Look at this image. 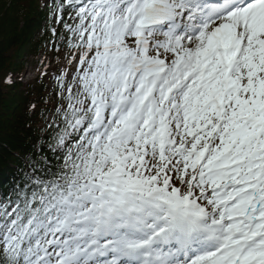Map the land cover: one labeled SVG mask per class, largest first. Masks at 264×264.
I'll use <instances>...</instances> for the list:
<instances>
[{
  "label": "snow or ice",
  "instance_id": "snow-or-ice-1",
  "mask_svg": "<svg viewBox=\"0 0 264 264\" xmlns=\"http://www.w3.org/2000/svg\"><path fill=\"white\" fill-rule=\"evenodd\" d=\"M43 7L67 67L0 264H264V0Z\"/></svg>",
  "mask_w": 264,
  "mask_h": 264
},
{
  "label": "trees",
  "instance_id": "trees-1",
  "mask_svg": "<svg viewBox=\"0 0 264 264\" xmlns=\"http://www.w3.org/2000/svg\"><path fill=\"white\" fill-rule=\"evenodd\" d=\"M32 3V0H0V87L5 73L21 70L22 55L40 47V42H31L40 27V14ZM5 88L8 93L0 90V164L8 168V159L15 149L24 150L23 137L28 135L23 129L28 123L18 117V112L24 113V106L34 99V94L24 97L16 86Z\"/></svg>",
  "mask_w": 264,
  "mask_h": 264
},
{
  "label": "bare ground",
  "instance_id": "bare-ground-1",
  "mask_svg": "<svg viewBox=\"0 0 264 264\" xmlns=\"http://www.w3.org/2000/svg\"><path fill=\"white\" fill-rule=\"evenodd\" d=\"M29 58H31L29 56V53H25L24 55H22V58L20 60V65L21 63H23V67H21L22 70L26 69V66L28 63H30L32 61L29 62ZM15 80V83L17 85H19V80L18 77L15 73L13 72H8ZM5 90L7 92V89L5 87H0V90ZM1 90V91H2ZM33 104L36 105V108L33 109V111L31 113H23L20 114V112H18V117L20 119H23L25 122H27L28 124L26 125V128L23 129L24 132H26V134L28 136H24V142L25 144H22L21 142H19V145H21V147L24 150H16L13 152L11 158L8 159V168L6 167V164H0V182L2 183L3 186L7 185L11 179V177H9L8 173L13 174V172H15L16 168H20L22 167L23 163H22V158L28 153L31 152L33 150H37L40 148L41 142L44 141L47 137L44 134V129L46 127L45 124V117L41 112V105L39 100L33 102ZM32 104V105H33ZM16 119V118H15ZM16 121H18L16 119ZM33 137V139H32Z\"/></svg>",
  "mask_w": 264,
  "mask_h": 264
},
{
  "label": "rangeland",
  "instance_id": "rangeland-1",
  "mask_svg": "<svg viewBox=\"0 0 264 264\" xmlns=\"http://www.w3.org/2000/svg\"><path fill=\"white\" fill-rule=\"evenodd\" d=\"M28 61L30 62V61H31V58H29ZM31 62H32V61H31ZM31 62L27 64L26 69H25V72H26L25 75H26V77H28V78L34 76L35 73H36V70H35V69H36L37 65H36V64H32V65H31ZM57 67H58V65H57Z\"/></svg>",
  "mask_w": 264,
  "mask_h": 264
}]
</instances>
